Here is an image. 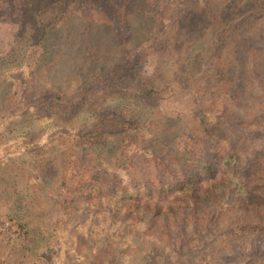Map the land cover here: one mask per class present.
<instances>
[{
	"label": "rangeland",
	"instance_id": "1",
	"mask_svg": "<svg viewBox=\"0 0 264 264\" xmlns=\"http://www.w3.org/2000/svg\"><path fill=\"white\" fill-rule=\"evenodd\" d=\"M12 2L14 13L7 6ZM253 2L158 0L154 20L135 12L128 16L126 4L104 0L64 19L41 15L32 24L18 15L27 0H0V264H148L166 257L169 252L152 230L123 228L112 214L121 213L71 202L66 180L76 178L67 162L80 172L105 167L121 141L89 147L77 142L74 131L62 139V129L49 122L51 114L56 118L65 109L75 115L73 126L85 131L100 118L128 110L140 119L148 148L168 158L186 155L191 141L185 134L204 101L194 85L215 68L209 54L212 18L238 25ZM248 24L252 30L242 28L244 39L228 56L237 98L223 112L221 132L239 148L264 127V14ZM38 30L47 32L46 44L35 39ZM172 30L178 33L169 46ZM131 156L121 178H147L148 163ZM215 198L213 207L223 210L219 227L237 225L226 197L217 192ZM243 253L230 254L226 262L264 264V252Z\"/></svg>",
	"mask_w": 264,
	"mask_h": 264
},
{
	"label": "trees",
	"instance_id": "2",
	"mask_svg": "<svg viewBox=\"0 0 264 264\" xmlns=\"http://www.w3.org/2000/svg\"><path fill=\"white\" fill-rule=\"evenodd\" d=\"M103 2L27 0V7L22 6L18 15L34 24L44 14L48 21L64 19L89 4L101 5ZM119 3L128 6V16L135 12L158 19V0H119ZM7 6L14 13L16 2ZM263 14L264 0H254L250 15L243 23H223V17L212 18L215 39L209 54L215 61V68L205 80L201 78L194 85L197 96L204 101L199 102L200 108L185 134L191 141L186 155L180 152V155L168 158L148 148V141L145 142L141 135L140 119L128 110L124 116L116 112L100 118L94 128L85 131L73 126L75 115L64 113L65 109H60L62 115L56 118L51 114L49 122L62 129V139L74 131L79 144L94 148L120 139L121 144L112 151L105 167L95 164L80 172L73 162H67V172L76 178L66 180L70 184L68 194L72 197L71 202L95 211L121 213L112 214L121 220L119 224L123 228L142 226L146 228L144 233L152 230L155 241L164 243L169 253L163 260H152L148 264H228L226 260L230 254L243 251L253 257L264 252V221L261 220L264 216V127L252 132L245 139L246 147L242 148L232 145L221 135L223 112L236 97L231 89L233 75L228 67V56L234 55L236 44L244 39L242 28L248 31V21L260 20ZM46 33L45 30L36 31L35 39L45 41ZM177 33L178 30H172L169 46H173ZM24 34L33 38L31 32L24 31ZM44 48L46 51L47 46ZM190 62L199 64L195 59ZM150 92H144L145 97H150ZM131 153L150 166L147 178H121L119 171L128 169V166L121 168L125 160L134 158L130 157ZM217 192L226 197L227 207L235 210L231 213L239 218L235 222L238 224L230 229L219 227L217 214L223 210L218 211L212 205Z\"/></svg>",
	"mask_w": 264,
	"mask_h": 264
}]
</instances>
